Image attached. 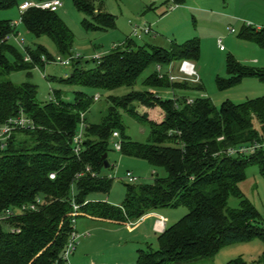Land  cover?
<instances>
[{
  "label": "trees",
  "instance_id": "16d2710c",
  "mask_svg": "<svg viewBox=\"0 0 264 264\" xmlns=\"http://www.w3.org/2000/svg\"><path fill=\"white\" fill-rule=\"evenodd\" d=\"M25 0H0V10L19 7ZM185 0H173L177 5ZM76 6L93 15L91 27L108 29L114 15L96 11L91 0H75ZM0 20V123L23 110L35 121L33 128L17 129L3 144L0 141V209L44 198L39 210L28 211L0 221V264H70L64 250L73 230L75 217H89L111 224H125L145 213L163 207L186 206L188 212L159 233L158 247L138 248L135 264L191 262L219 252L226 245L259 238L264 244V222L253 202L244 194L240 182L251 163L264 175V149L246 154H226L230 146L264 138V97L243 102L223 101L217 106L203 95L193 102L186 95L175 103L156 90H203L200 82L178 81L157 70L143 80L144 90L135 89L140 76L152 64L162 67L183 59L198 60L200 40L192 38L173 43L170 48L137 45L129 38L94 65L87 67L82 57L72 58L74 35L58 11L28 8L21 23L37 38L46 36L56 45L57 55L71 57L72 72L64 82L71 86L113 91L132 88L122 95H109L110 105L98 121L84 126L80 153H75L74 137L95 96L79 89L73 99L53 91V99L38 101V87L26 81L13 82L11 74L44 67L53 56L43 45L27 50L31 60L8 39L18 34V26ZM239 38L264 45V27L244 25ZM45 56L47 61L42 60ZM88 62V61H87ZM227 77H217L220 89L231 88L246 77L264 82V68L250 67L234 56L227 57ZM156 90V91H155ZM122 111L147 124V141L125 133ZM120 129L123 153L144 158L163 167L164 176L152 182H125L121 204L90 199L93 192L108 193L113 177L104 174L103 154L109 150L113 130ZM91 171L86 170V166ZM112 164H110L111 166ZM109 166V167H110ZM92 171L95 174H92ZM54 172L55 177L50 174ZM84 172L80 177L77 173ZM75 192L72 193V184ZM240 197L239 206L229 204ZM79 204L74 214L73 202ZM17 226L13 231L10 226ZM258 261H264V247ZM225 264H246L241 257Z\"/></svg>",
  "mask_w": 264,
  "mask_h": 264
},
{
  "label": "rangeland",
  "instance_id": "374dc122",
  "mask_svg": "<svg viewBox=\"0 0 264 264\" xmlns=\"http://www.w3.org/2000/svg\"><path fill=\"white\" fill-rule=\"evenodd\" d=\"M91 1L94 2L96 11L114 15L115 25L113 27L101 29L89 26V23L95 22L93 15L80 10L75 4V0H63V5L58 11L74 35L72 58L82 57L83 65L92 67L94 65L92 60L97 55L108 54L113 49L123 46L129 38H133L137 45H154L164 48H168L171 43L181 44L189 39L198 38L200 40V56L198 60L192 61L201 79L203 90L190 89L181 92L192 99L205 95L217 106H220L223 101L238 103L264 97V82L257 77H246L239 84L223 90L217 84L218 76L227 77L226 67L229 55L234 56L247 66L264 68V45L239 38V33L244 25L249 24L256 28L264 27V0H185L178 9H173L171 4L174 5V3L169 0ZM166 2H169L168 12H165L164 8ZM0 20H21L19 7L0 10ZM137 22L141 24L153 23L154 30L159 33V36L155 37L157 40L153 38V33L150 36L145 34L143 39L135 36L133 29ZM230 28H234L235 33H231ZM18 31L20 41L18 48L30 60L31 57L27 50H34L40 44L45 45L54 57L43 68L36 67L30 74L26 71H17L10 76L13 82L18 84L26 81L36 84L38 101L51 100L53 91L61 92L65 99H73L74 92L79 89L94 96L99 95L100 98L95 100L85 112L86 121L84 124H86L88 121L98 122L103 118L110 105L109 95H122L132 89L120 87L108 91L67 84L62 79L71 74L73 67L60 64V59L67 58L57 55L52 47V41L48 38L38 40L22 23L19 24ZM219 40H221L220 43ZM221 45L223 46L222 50ZM158 66L159 64L154 63L145 70L134 88L144 90L143 80L157 70ZM162 73L168 76L170 74L169 66L164 65ZM156 90L162 97L173 99L174 94L170 88ZM122 119L127 135L138 141L148 140L150 128L147 124L139 122L126 111H122ZM108 159L112 165L105 167L103 173L113 176L112 188L108 193L93 192V194H100L105 199L109 198V202L112 204H121L124 200L126 181L121 177L127 170L140 176V182H152L156 176L166 174L163 167L153 166L144 158L128 155L115 149L112 141L109 143ZM240 186L259 211L260 219L264 222V175L256 163H251L247 167L246 178L240 182ZM229 204L233 207L239 206L240 197L231 196ZM167 209L174 214L172 220L170 216L167 217L168 220L170 219L169 225L181 219L188 212V208L182 205ZM77 218L79 233H90L78 239L75 252L72 254V264L74 261L83 263L94 258H107L111 261L122 260L124 263L126 259L131 258V255L132 259L136 260L135 255L137 258L139 246L145 247L147 244H151L152 247L157 248L159 245L156 235L134 247L133 245L139 241H124L121 245L118 241L120 233H117V236L114 235L109 228L111 225L108 223L81 216ZM130 246H132V250L128 248ZM263 247L262 240L256 238L251 241L226 245L212 256L201 257L191 262H174L172 264H225L228 260L236 257L243 258L246 264H255L261 257ZM125 248H128L127 252ZM122 253H127L128 256H122Z\"/></svg>",
  "mask_w": 264,
  "mask_h": 264
},
{
  "label": "built area",
  "instance_id": "2783aa9c",
  "mask_svg": "<svg viewBox=\"0 0 264 264\" xmlns=\"http://www.w3.org/2000/svg\"><path fill=\"white\" fill-rule=\"evenodd\" d=\"M171 1L173 2V0ZM62 5H63V0H25L20 4L19 9H20L21 14H23L28 8H31V7H36V8H40L43 10L58 11L62 7ZM176 5L177 4L174 3V6ZM20 23H21V20H15L12 22V24L15 27L18 26ZM259 28L260 27H258V29ZM151 29L152 28L150 27L149 24L147 23L141 24L140 22H137V24L134 26L133 34L139 38H142V36L145 34H148L151 31ZM230 32L235 33V29L230 28ZM12 36L13 35H10L8 39H10ZM220 42L221 40H219V43ZM220 48L223 49V46L221 45ZM101 58H102L101 55L96 56V59L98 60ZM26 60L29 61L30 58L26 57ZM42 60L47 61L45 56L42 57ZM70 62H71V57H68L67 59H60L61 65H68ZM157 72H158L159 77L164 76V74L162 73L161 65L158 66ZM169 72L170 74L168 75V79L171 84H174L175 82H178V81H190L194 83L200 82V77L196 71V66L193 63V61L189 59H183L178 62H172L171 64H169ZM99 98H100L99 95H95V100H98ZM181 98L182 97L176 94H174L173 96V100L175 101V103H180L179 100ZM52 99H53V96H52ZM193 100L194 99L189 98V97L185 98V101L187 102H193ZM82 117H83V120L81 122L78 133L74 137V144H73L74 152L77 154L80 153L81 151V142H82L83 131H84V126H85L84 113H82ZM35 125L36 124L33 118L28 116L23 110H21L17 114L8 117L4 122L0 123V141H2L4 144L11 137L13 132H15L17 129L33 128L35 127ZM110 140L114 143L115 149L121 150L122 138H121L119 130L117 129L113 130ZM258 149H264V138L255 139L251 142L241 143L236 146H230L226 150V154H235V153L246 154V153L254 152ZM86 170L91 171V167L87 165ZM83 173L84 172H79L77 173L76 176L80 177ZM92 174L94 175L95 172L92 171ZM55 175L56 174L54 172L50 174L51 177H55ZM109 176L113 177L111 174ZM140 178H141L140 176L136 175L131 170H127L125 174L121 177V179H124L127 182H133V183L140 182L141 180ZM74 184L75 183L73 182L72 193L75 192ZM43 204H44L43 196L38 195L32 201L24 202L22 204H19L13 207H7L4 210L0 209V221H5L6 219H9V218H14L17 215L26 213L28 211L39 210ZM73 206L75 209L74 214H76L79 204L74 201ZM72 221H73V230L70 234L68 243L65 247L64 254H63L67 260L70 259V256L76 247V243L81 236V233H79L76 229V222H77L76 218L74 217ZM159 221L163 222L164 217L161 216L159 218ZM10 227L13 231L20 230V228L17 226L11 225ZM255 264H264V261H257V263Z\"/></svg>",
  "mask_w": 264,
  "mask_h": 264
},
{
  "label": "crops",
  "instance_id": "0c3cea01",
  "mask_svg": "<svg viewBox=\"0 0 264 264\" xmlns=\"http://www.w3.org/2000/svg\"><path fill=\"white\" fill-rule=\"evenodd\" d=\"M169 2L172 3L171 0H169ZM169 2H166V4L164 5L165 12H168L167 11V7L169 5ZM171 6H172L173 9L174 8H177L178 9L180 7V4L179 5H176V6H174V5L171 4ZM165 12H163V14H165ZM147 24H149L150 27L152 28L151 31L148 33V36H150L153 33L154 34L153 38L158 37L159 36V33H158L157 30H154L153 23L152 24L147 23ZM18 27H19V25H18ZM18 33H19V31H18ZM18 36H19L18 34H15L9 40L17 48H18V46L20 44V41L18 39ZM144 37L145 36L143 35L142 36V39ZM43 38H48V37H45V36L39 37L38 40L43 39ZM49 40H51V39H49ZM155 40H157V38H155ZM51 44H52V47L54 48V51L57 52L56 45L53 43V41H52ZM172 44L173 43H171V45ZM40 45H43V44H40ZM171 45L168 46V48H170ZM43 46H45V45H43ZM18 49L20 50V48H18ZM65 66H68L69 67L70 64L65 65ZM200 81H201V79H200ZM171 90H172V93L173 94H176L178 96L180 95L182 97L183 95H186L185 93H183V92H181L179 90L178 91H176L174 89H171ZM186 96L188 97V95H186ZM89 198L90 199H104V200H108L109 201V198H106L105 199L104 196H102L100 194H96V193H94V194L91 193L89 195ZM167 208H173V207H163V208H159V209H156V210L149 211V212L145 213L143 216H141L140 218H137L135 220H130V221H128L125 224H119L118 225V224H111V223H108V222H105V223H108L109 225H111V226H109V228H110L111 232H113L114 235L117 236V233H120V235H118V241L120 242L121 245H123V242L124 241H129V240H131L133 242L139 241V242H137V243H135L133 245V247H134L135 245L137 246L139 244H142L144 241H146V239L148 240V238H150V237H153L155 235L158 237L159 233L162 232L165 229V227L169 225L170 222H168V221H170V219L171 220L174 219V214L170 213V211H168ZM161 216L164 217V221L163 222H160L159 221V218ZM168 216L171 217L169 220L167 219ZM82 218H86V219H90V220H96V219L89 218V217H82ZM97 221H100V220H97ZM102 222H104V221H102ZM109 228H105V229H109ZM76 229L79 232V230H78V219H77V222H76ZM89 233L90 232L81 233L80 238L83 237V236L88 235ZM86 242H88V240H86ZM130 247H128V248L132 250V246H130ZM139 247H142V245L139 246ZM128 248H125V251L126 252H127ZM74 252L75 251H73V253ZM72 254L70 256V264L73 263L72 260H71L72 259ZM137 254H138V250H137ZM123 255H125L126 257L128 256L127 253H124V254L122 253V256ZM122 259H124V258H122ZM135 259H136V255H135ZM135 261L136 260L132 259V255H131V258L126 259L124 261V263H122V260H119V261L118 260L117 261H111V260H109L107 258H100V259L94 258V259H90V261H85L83 263H80V262H77L76 263L74 261V264H134Z\"/></svg>",
  "mask_w": 264,
  "mask_h": 264
},
{
  "label": "water",
  "instance_id": "95a60500",
  "mask_svg": "<svg viewBox=\"0 0 264 264\" xmlns=\"http://www.w3.org/2000/svg\"><path fill=\"white\" fill-rule=\"evenodd\" d=\"M103 158H104L105 167H109L111 163L107 157V153L103 154Z\"/></svg>",
  "mask_w": 264,
  "mask_h": 264
}]
</instances>
